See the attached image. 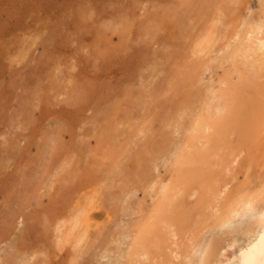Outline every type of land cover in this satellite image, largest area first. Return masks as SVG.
Instances as JSON below:
<instances>
[{
  "label": "rangeland",
  "instance_id": "obj_1",
  "mask_svg": "<svg viewBox=\"0 0 264 264\" xmlns=\"http://www.w3.org/2000/svg\"><path fill=\"white\" fill-rule=\"evenodd\" d=\"M221 1L225 11L230 9L224 20L233 23H238L250 3L240 0L226 9L227 3ZM198 5L199 0H0L3 264L7 262L5 250L12 254L13 248L14 253L25 250L35 255L29 257L30 264H71L74 256L87 264L106 242L115 241V229L147 213L152 201L138 180L139 172L155 162L151 171L161 179L167 181L174 175L162 165L170 137L177 136L172 123L179 108L205 90L204 84L189 79L192 43L202 22ZM115 19H120V29L117 25L112 29ZM217 65L203 72L201 82L217 80L222 71ZM258 93L256 97L264 103V92ZM261 118L257 123L264 125ZM263 125L255 140L240 147L237 162L223 175L233 193L264 183ZM237 138L236 133L229 136L233 146L239 145ZM113 159L122 164L115 177L109 171ZM86 184L100 187L97 211L109 212L113 220L104 222L100 235L87 239L91 247L83 245L82 250L87 247L84 255L82 250L73 252L68 240L61 248L56 246L53 228L55 220L66 214L72 195ZM132 186L137 187L135 194L123 202ZM184 207L191 210L190 226L198 220L195 197H186ZM200 228L199 224L193 231L178 230L175 240L180 242V251L187 249L189 238ZM226 238L219 241L224 248Z\"/></svg>",
  "mask_w": 264,
  "mask_h": 264
},
{
  "label": "bare ground",
  "instance_id": "obj_2",
  "mask_svg": "<svg viewBox=\"0 0 264 264\" xmlns=\"http://www.w3.org/2000/svg\"><path fill=\"white\" fill-rule=\"evenodd\" d=\"M219 2L222 1L199 0L197 14L202 21L199 26L201 29L197 34L194 32L196 35L191 49L194 60L191 74L189 73L191 76H188L189 79L200 82V85L204 84L205 90L198 99L195 98V103L191 99L181 105L175 120L172 119L173 132L177 136L170 137L171 146L162 155V165L173 171L174 175L167 181L161 179L152 172L157 166L155 162L151 168L148 167L150 164L147 166V171L139 172L138 180L148 192L151 205L139 220L127 222L128 224L120 225V229H115L118 237H115L114 242H104L106 246L100 247V252L91 254L95 259L89 256L96 264H264V183L244 193L238 190L233 193L231 188L229 190V183L223 179L225 171L237 162L243 150L240 147L250 143L249 139L251 142L255 140L259 135L257 129L263 125L257 123V118L264 119V103L255 93L264 92V0H250L238 23L237 20L234 23L224 20L225 12H230V9L225 11V6ZM223 2L227 3V9L240 0ZM118 21L111 26L117 25L118 28ZM108 25L110 27V22ZM183 26H186L185 23ZM215 62L222 69L217 80L209 78L207 82H201L203 72L210 70L211 64L215 65ZM200 93L197 92L199 95ZM260 130H264V125ZM139 131L142 132L141 129ZM231 133L238 136V146H233V141L229 140ZM120 163L113 159L109 169L111 176L121 173ZM36 175L35 173L34 176ZM35 177L33 180L37 182ZM37 178L40 180L38 176ZM108 182L111 185V180ZM90 187V184L81 186L72 195L66 214L55 220L54 223L57 224L53 228L57 231L54 239H57L56 246L61 248L60 245L68 240L71 241L73 252L83 251L84 255L87 252L84 250L91 247L87 239L94 234L100 235L99 232L106 226L104 222L113 220L109 212L97 211L101 207L100 187ZM136 190L137 187H130L125 191L122 201L132 197ZM191 196L195 197L198 220L195 219L188 226L191 210L184 207V201ZM199 224V233L193 232L187 249L180 251V242L175 240L178 230L188 228L187 230L193 231ZM118 226L119 224L116 225L117 228ZM224 235L227 238L229 236V240L226 238L228 242H225V248L219 242L224 239ZM237 238L241 241L237 242ZM85 243L87 247L82 250ZM10 244L11 242L9 247ZM230 247L233 250L228 255L225 250ZM13 249L12 254L11 250H5L6 264H30L32 253L26 254L25 250H22L24 253H14L17 251ZM84 255L83 259L87 258ZM78 259L79 256L77 259L76 256L71 258V264H80L82 259ZM91 259L87 264H95ZM101 259L106 260L100 262ZM175 259L178 262H174ZM2 260L4 261V257L1 262Z\"/></svg>",
  "mask_w": 264,
  "mask_h": 264
}]
</instances>
